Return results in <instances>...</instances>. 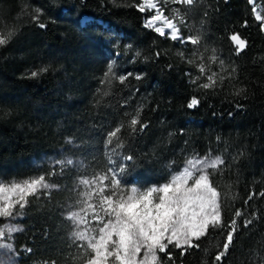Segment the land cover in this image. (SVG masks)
<instances>
[{
  "label": "trees",
  "instance_id": "16d2710c",
  "mask_svg": "<svg viewBox=\"0 0 264 264\" xmlns=\"http://www.w3.org/2000/svg\"><path fill=\"white\" fill-rule=\"evenodd\" d=\"M258 1L264 15V0ZM137 3L0 0V35L15 32L0 46V180L40 174L56 185L47 194L29 197L17 219L22 230L11 236L16 259L19 264H82L87 259L80 242L69 237L64 218L73 179L81 171L56 166V174L49 176L53 167L34 163L39 155L61 149L81 158L87 172L125 163L121 179L139 188L162 183L189 153L220 156L225 164L210 179L222 194L223 220L230 221L238 208L244 213L237 218L239 231L223 264H264V31L247 0H195L192 6L178 5L185 16L181 34L198 30L201 43L174 44L144 28L145 13L134 7ZM36 9L44 29L32 22ZM81 15L91 20L80 22ZM107 28L117 33L114 49L106 41ZM232 34L247 42L239 55ZM113 50L122 59L113 58ZM213 50L224 61L223 71L219 61L208 59ZM201 54L205 65L225 77L222 83L217 77L214 89L197 87L195 77L186 73ZM109 63L131 67L122 69L127 76L123 84L117 79L100 83ZM41 68L48 70L30 77ZM232 68L236 71L229 77ZM240 88L244 94L235 95ZM193 96L200 104L188 109ZM138 109L147 127L134 134L122 129L124 146L116 150L119 155H111L114 145L105 147L107 133ZM126 155L135 159L122 161ZM253 213V223L244 228ZM224 238L219 229H210L199 249H188L183 257L180 249L170 246V251L175 264H212ZM158 255L161 264H171L167 255Z\"/></svg>",
  "mask_w": 264,
  "mask_h": 264
},
{
  "label": "snow or ice",
  "instance_id": "6c2138e0",
  "mask_svg": "<svg viewBox=\"0 0 264 264\" xmlns=\"http://www.w3.org/2000/svg\"><path fill=\"white\" fill-rule=\"evenodd\" d=\"M112 2L115 3V0ZM171 2L192 6L195 0H171ZM248 3L252 5L253 0H248ZM134 7L141 13L154 10V14L145 19V28L181 44L190 43L194 47L200 45L202 35L198 30L196 34L182 36L178 23L185 24V16L179 14V9L175 10L174 18H169L158 6L156 0H140ZM251 10L255 14L254 18L259 23L261 31H264V15H261L255 6ZM40 14V10L36 9L31 19L35 26L44 29L46 24L40 22ZM246 24L247 21L245 26ZM14 34V31H9L7 36L0 35V46L8 44ZM230 40L235 46L236 55H239L247 46V42L240 38L239 34H232ZM193 55L195 56L196 53L194 52ZM199 59L201 62L197 67L200 75L192 83L204 90L214 89L218 83L217 77L219 76L220 83L225 80V77L217 72L208 74L210 68L203 63V54ZM208 59L212 63L219 61L222 71L224 70V61L219 59L215 50ZM193 62L188 60L190 64ZM47 70V68H41L32 71L29 75L35 78ZM235 71L236 69L232 68L228 74L229 77ZM201 77H204L207 82L200 83ZM140 78V76L136 77V79ZM112 79H117L123 84L127 76H116L113 65L109 63L104 72V79L100 83L111 84ZM244 92L245 89L240 88L234 94L242 95ZM199 104L200 100L193 96L187 108L193 109ZM237 106L242 107V105ZM146 127L147 125L141 122L138 109L126 123L119 124L107 133L105 147L114 145L111 155H119L116 150L124 146L120 135L122 129H130V132L134 134L137 131H143ZM111 155L109 163L113 164L115 162L111 159ZM134 159L135 157L131 155L121 157L122 161ZM224 164L225 161L220 156L213 157L206 154L201 157L193 154L186 158L180 170L172 171L166 182L147 189L124 183L121 176L128 167L125 163L108 168L106 172L96 173L92 178L80 177L78 185L82 186L83 190L78 193L80 198L75 202L77 210L68 211L64 218L74 225L71 236L74 243L80 242L78 247L83 248L87 256L85 264H161L158 253H164L171 264H175L170 246L180 249L179 255L183 257L188 249L200 248L198 242L209 233L210 229H219L221 235L225 237L222 250L215 254L212 261V264H223L235 234L239 231L237 218L244 215L238 208L230 221L225 223L223 220L222 194L214 186L210 177L212 172L218 171ZM72 165L74 161L71 159L55 160L53 170L48 175L56 174V166L64 169ZM55 187L56 185L48 182L45 175L7 184L0 182V218L11 219L22 215L23 209L29 203V197H36L42 192L47 194ZM252 198L250 195L244 203L247 204ZM252 217V219L245 218L244 228H248L253 223L254 213ZM21 230L15 224L0 225V241L4 240L6 233L11 238L13 233ZM12 247L11 243H0V248L10 251ZM26 251L31 252V249ZM43 264H49V262L44 261ZM51 264H56V261H52Z\"/></svg>",
  "mask_w": 264,
  "mask_h": 264
},
{
  "label": "rangeland",
  "instance_id": "374dc122",
  "mask_svg": "<svg viewBox=\"0 0 264 264\" xmlns=\"http://www.w3.org/2000/svg\"><path fill=\"white\" fill-rule=\"evenodd\" d=\"M248 1V0H247ZM140 2V0H138V3ZM156 3L158 4V6L160 7V8H162L163 9V11H164V14L165 15H167V16H169V18H174L175 16H176V9H178V4H174V3H172L171 2V0H156ZM249 4V3H248ZM249 6H250V9H252V7L253 6H255L256 8H257V11H259L260 13H261V15H262V7H261V4L259 3V1L258 0H253V4L252 5H250L249 4ZM251 12H252V10H251ZM151 14H154V10L153 11H151V12H145V17L142 19V24H143V26H144V24H145V19L148 17V16H150ZM252 15L253 16H255V14L252 12ZM88 20H91L89 17H87V16H85V15H81V16H79V21L80 22H85V21H88ZM96 23H101V25H104V23L103 22H101L100 20H98V19H95L94 20ZM178 23V22H177ZM178 27H180V29L181 30H185L186 29V26H185V24H183V25H181V24H179L178 23ZM145 28V27H144ZM145 29H148V28H145ZM149 30H151V29H149ZM151 31H153V30H151ZM167 31V30H166ZM154 32V31H153ZM156 33V32H155ZM157 34V33H156ZM106 35H107V37H106V41L110 44V45H112V48L114 49L115 48V46H116V39H115V36L117 35V33L115 32V30H113V29H110V28H107L106 29ZM160 36V35H159ZM161 37H165V38H167V36H161ZM185 37H187V36H185ZM171 40V39H170ZM172 41V40H171ZM174 44H181L180 42H178V41H172ZM112 43V44H111ZM176 48V47H175ZM193 51L195 52V50L193 49ZM191 52V51H190ZM127 53H128V51L126 50L125 52H124V54L125 55H127ZM192 54H193V52H191ZM113 56V58H117V57H119V59H122V56L120 55V53H118V52H115L114 50H113V54H112ZM125 59H127V60H125V61H129L130 60V57H125ZM124 60V59H123ZM201 62V60L200 59H197L196 61H195V63H194V68L192 69V70H187L186 71V73H187V75H189V74H192L193 75V77H195L194 79H196L200 74H199V71H198V67H197V65L199 64ZM203 63H205L204 61H203ZM207 66V65H206ZM209 68H210V71H209V73L208 74H211V72H213V70H212V68H211V66H208ZM127 69V71H130V69H131V67L129 66V65H126V63H124V64H122L121 66H120V68H113V71H114V73L116 74V73H120V75H122V73H123V70L122 69ZM200 81H203V82H206V79L204 78V77H201V79H200ZM68 141V145H71V146H73V145H75V144H72L71 143V140H67ZM194 153H189V154H187L184 158H183V160H182V162L179 164V166L177 167V168H175L174 170H172V171H178V170H180L183 166H184V163H185V160H186V158H188V157H191L192 155H193ZM211 155V154H210ZM199 156H201V157H203V156H205V155H199ZM211 156H213V157H215V156H217V155H211ZM68 159H71L72 161H74V165H72V166H69V167H73V169H75V170H79V171H81V173L80 174H78L74 179H73V184H72V188H71V190H70V192H71V196H70V200L67 202V205L65 206V210H64V217H65V214L68 212V211H71V210H77V206H76V204H75V202H76V200L77 199H79L80 197H79V195H78V193L80 192V191H82L83 190V188H82V186H80V185H78V179L80 178V177H82V176H86V177H89V178H92L96 173H102V172H100V171H98V170H96V171H92V172H87L86 170H84L83 169V166H84V164H83V161L81 160V158H79L78 156H73L72 154H70V153H68V152H66V151H62L61 149H59V150H57V151H55L53 154H41V155H39V157L37 158V159H35L34 160V163L35 164H39V163H45V164H47L49 167H53V161H55V160H68ZM59 167V166H58ZM107 171V170H106ZM106 171H103V172H106ZM172 171L167 175V177H166V179L162 182V183H164V182H166L168 179H169V177H170V175H171V173H172ZM40 176V174H37V175H32V176H30V177H27V178H23V179H18V180H10V181H2V180H0V182H2V183H11L12 181H23V180H25V179H29V178H34V177H39ZM161 184V183H160ZM157 185H159V184H157ZM132 186V185H131ZM151 186H153V185H151ZM150 187V186H149ZM148 188V187H147ZM147 188H141V189H147ZM19 218V216H17V217H14V218H11V219H4V218H0V225H3V224H15V225H17L18 226V224H17V219ZM68 221V220H67ZM68 225H69V229H68V235H69V237L71 238V239H73L72 238V236H71V233H72V231H73V228H74V225L70 222V221H68ZM0 243H11V238H9L8 236H7V233L5 234V238H4V240L3 241H0ZM12 244V243H11ZM141 255H142V253H141ZM0 264H19L18 263V261H17V259H16V253H15V251L13 250V247H12V249L9 251L8 249H3V248H0ZM33 264H43V263H33ZM82 264H85V261L82 263Z\"/></svg>",
  "mask_w": 264,
  "mask_h": 264
}]
</instances>
